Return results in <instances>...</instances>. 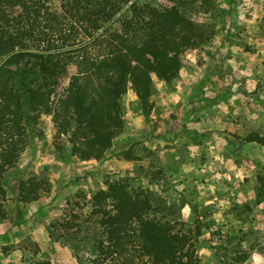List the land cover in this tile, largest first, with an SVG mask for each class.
I'll return each mask as SVG.
<instances>
[{"label":"rangeland","instance_id":"374dc122","mask_svg":"<svg viewBox=\"0 0 264 264\" xmlns=\"http://www.w3.org/2000/svg\"><path fill=\"white\" fill-rule=\"evenodd\" d=\"M213 33L183 56L170 85L153 80L146 103L121 99L124 127L102 159L80 161L52 144L50 118L27 126L28 145L3 178L0 264H77L91 258L90 197L126 179L161 214L202 234L199 264H264V0H212L189 13ZM25 180L49 183L34 203L16 200Z\"/></svg>","mask_w":264,"mask_h":264},{"label":"trees","instance_id":"16d2710c","mask_svg":"<svg viewBox=\"0 0 264 264\" xmlns=\"http://www.w3.org/2000/svg\"><path fill=\"white\" fill-rule=\"evenodd\" d=\"M212 0H0V219L4 174L28 145L27 126L50 118L52 144L80 161L100 160L124 127L128 91L146 103L153 80L170 85L183 56L213 33L190 17ZM247 143L264 145L250 134ZM49 192L45 181L16 187L24 205ZM97 228L91 258L77 264H199V222L168 219L143 189L122 178L89 200ZM34 264H52L47 260Z\"/></svg>","mask_w":264,"mask_h":264}]
</instances>
